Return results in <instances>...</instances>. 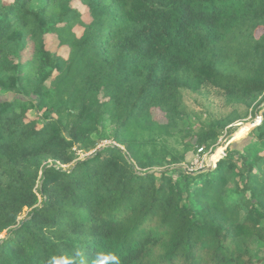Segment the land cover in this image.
Returning a JSON list of instances; mask_svg holds the SVG:
<instances>
[{
	"label": "trees",
	"instance_id": "16d2710c",
	"mask_svg": "<svg viewBox=\"0 0 264 264\" xmlns=\"http://www.w3.org/2000/svg\"><path fill=\"white\" fill-rule=\"evenodd\" d=\"M0 91V264H264V0H0Z\"/></svg>",
	"mask_w": 264,
	"mask_h": 264
},
{
	"label": "rangeland",
	"instance_id": "374dc122",
	"mask_svg": "<svg viewBox=\"0 0 264 264\" xmlns=\"http://www.w3.org/2000/svg\"><path fill=\"white\" fill-rule=\"evenodd\" d=\"M74 6L79 7L82 10L83 18L86 22L91 20L88 9L83 6L80 2L75 1ZM82 27L76 26L75 31L80 35L82 33ZM50 46L53 50H57V47L51 42ZM64 55L68 54V48L62 47L59 48ZM17 95L14 92H1L0 91V101L12 100ZM186 100L188 106L195 108L198 111H201L206 116L211 114L213 117H222L231 112L234 109V106H228L225 103V99L215 90H204L201 93L189 92L186 95ZM240 111L244 114L240 120L236 121L233 126H237V129L230 136L227 131L222 134L218 142V146L213 152L202 153L200 151L194 153L190 152L187 156L186 162L183 163L185 168L189 170H203L204 168H214L217 165L218 160L226 154V148L228 146L237 149H243L247 144L252 141L251 130L260 123L261 112L257 113L255 116L246 114V108L237 106ZM33 118H36L32 115ZM42 116V115H39ZM111 142L107 141L104 144H109ZM91 153H82L81 158H85ZM27 214V211L24 212L23 216ZM5 233L1 237H5Z\"/></svg>",
	"mask_w": 264,
	"mask_h": 264
},
{
	"label": "clouds",
	"instance_id": "9594fccd",
	"mask_svg": "<svg viewBox=\"0 0 264 264\" xmlns=\"http://www.w3.org/2000/svg\"><path fill=\"white\" fill-rule=\"evenodd\" d=\"M105 260H110L112 264H118L114 256H107L105 257ZM52 264H71V261H69L67 258H61L58 260H53Z\"/></svg>",
	"mask_w": 264,
	"mask_h": 264
},
{
	"label": "built area",
	"instance_id": "2783aa9c",
	"mask_svg": "<svg viewBox=\"0 0 264 264\" xmlns=\"http://www.w3.org/2000/svg\"><path fill=\"white\" fill-rule=\"evenodd\" d=\"M199 151L202 152L203 151V148H200Z\"/></svg>",
	"mask_w": 264,
	"mask_h": 264
},
{
	"label": "water",
	"instance_id": "95a60500",
	"mask_svg": "<svg viewBox=\"0 0 264 264\" xmlns=\"http://www.w3.org/2000/svg\"><path fill=\"white\" fill-rule=\"evenodd\" d=\"M104 148V146H102V148L101 149H103Z\"/></svg>",
	"mask_w": 264,
	"mask_h": 264
}]
</instances>
